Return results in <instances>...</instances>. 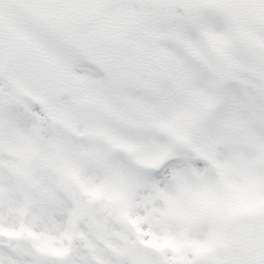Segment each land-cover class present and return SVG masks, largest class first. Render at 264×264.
<instances>
[{
  "label": "snow or ice",
  "instance_id": "obj_1",
  "mask_svg": "<svg viewBox=\"0 0 264 264\" xmlns=\"http://www.w3.org/2000/svg\"><path fill=\"white\" fill-rule=\"evenodd\" d=\"M0 264H264V0H0Z\"/></svg>",
  "mask_w": 264,
  "mask_h": 264
}]
</instances>
